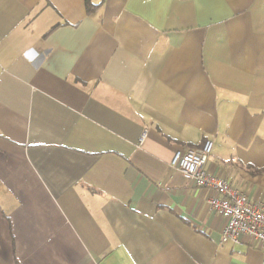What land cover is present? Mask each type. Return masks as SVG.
Listing matches in <instances>:
<instances>
[{"label":"crops","instance_id":"1","mask_svg":"<svg viewBox=\"0 0 264 264\" xmlns=\"http://www.w3.org/2000/svg\"><path fill=\"white\" fill-rule=\"evenodd\" d=\"M93 2L0 0V264H264L170 167L264 203V0Z\"/></svg>","mask_w":264,"mask_h":264},{"label":"built area","instance_id":"2","mask_svg":"<svg viewBox=\"0 0 264 264\" xmlns=\"http://www.w3.org/2000/svg\"><path fill=\"white\" fill-rule=\"evenodd\" d=\"M146 135L147 130L142 134L140 142H143ZM213 145V140L207 139L201 147L175 150L170 167L184 172L190 184L210 190V208L226 220L220 245L227 242L239 244L241 236L247 235L254 244L264 248V203L261 198L250 200L230 180L206 169Z\"/></svg>","mask_w":264,"mask_h":264},{"label":"trees","instance_id":"3","mask_svg":"<svg viewBox=\"0 0 264 264\" xmlns=\"http://www.w3.org/2000/svg\"><path fill=\"white\" fill-rule=\"evenodd\" d=\"M85 3H86L87 11L90 13L93 12L98 7V5L93 2V0H85Z\"/></svg>","mask_w":264,"mask_h":264}]
</instances>
